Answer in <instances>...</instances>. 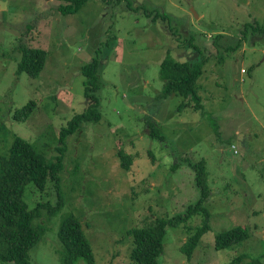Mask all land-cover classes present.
Instances as JSON below:
<instances>
[{
    "label": "rangeland",
    "instance_id": "374dc122",
    "mask_svg": "<svg viewBox=\"0 0 264 264\" xmlns=\"http://www.w3.org/2000/svg\"><path fill=\"white\" fill-rule=\"evenodd\" d=\"M0 1L1 154L18 135L55 159L61 128L87 105L82 67L98 60L99 119L68 138L61 195L52 179L25 188L29 209L46 202L33 221L46 230L30 264H63L58 230L67 213L80 220L96 264H132L128 230L186 213L201 195L188 163L202 160L209 228L189 254L182 247L202 213L167 226L158 264H228L241 255L240 264H264V31L252 27L264 24V0H87L70 13L61 7L74 0ZM25 48L47 53L34 78L17 71ZM168 57L205 60L202 109L180 94L161 95ZM28 101V117L14 119ZM120 150L133 156L127 170ZM236 225L248 239L216 250L215 235Z\"/></svg>",
    "mask_w": 264,
    "mask_h": 264
},
{
    "label": "trees",
    "instance_id": "16d2710c",
    "mask_svg": "<svg viewBox=\"0 0 264 264\" xmlns=\"http://www.w3.org/2000/svg\"><path fill=\"white\" fill-rule=\"evenodd\" d=\"M87 0H74V4H66L61 7L64 13L76 11ZM250 26L245 25L243 34L247 35ZM253 30L264 31V24L255 26ZM222 35L219 33L215 39ZM245 39V38H244ZM191 44H193L191 42ZM199 51L200 48L193 44ZM47 53L41 48H25L22 58L18 64L17 71L25 72L34 78L44 69ZM205 60L201 62L177 61L172 58L164 59L159 68V75L163 81L162 96L173 93L180 94L192 102L196 110L203 108L198 91V80L203 74ZM98 60L82 67V73L86 77L84 81V92L87 105L81 113L75 114L59 133L61 146L57 148L59 155L55 159H48L45 155L38 153L29 141L21 136H14L8 155L0 153V263L30 264L29 252L41 240L46 228L42 224L33 221L38 216L39 210L46 206V202H37L29 209L23 199L24 191L29 183L39 189H44L48 179L55 180L60 190L59 174L63 169V158L67 151L68 138L80 129L83 122H94L99 119L97 107L99 105L95 91L99 85L96 83V69ZM94 81V82H93ZM93 84V86H91ZM33 102L28 101L12 114L16 120H24L32 111ZM185 106V102L181 107ZM151 135H157L155 124L152 122ZM120 167L129 169L133 156L118 152ZM196 172V183L201 195L195 204H191L187 212L179 214L175 218H153V223L147 227L130 228L128 235L131 236V248L129 261L132 264H158V258L163 252V240L167 226H178L187 221L192 214L202 213L204 219L202 225L192 232L189 240L182 247L183 252L191 254L198 245L201 236L209 228V212L204 203L207 201L210 190L207 184L206 162L204 160L195 164L188 163ZM62 197V196H61ZM56 206H54L55 208ZM63 207V200L59 202L58 209ZM50 212L56 214L58 209ZM58 236L62 243L61 261L63 264H96L95 258L88 239L82 229L77 215L67 213L63 216L58 230ZM249 233L246 227L236 225L230 229L218 232L214 238L216 250H222L241 243L248 239ZM245 259L244 255L235 258L228 264H240ZM251 264H261L260 259L252 261Z\"/></svg>",
    "mask_w": 264,
    "mask_h": 264
},
{
    "label": "water",
    "instance_id": "95a60500",
    "mask_svg": "<svg viewBox=\"0 0 264 264\" xmlns=\"http://www.w3.org/2000/svg\"><path fill=\"white\" fill-rule=\"evenodd\" d=\"M0 4H2L3 6H5V3L1 2V1H0ZM194 12H195V11H194ZM195 13H196V12H195ZM197 16H198V15H197Z\"/></svg>",
    "mask_w": 264,
    "mask_h": 264
}]
</instances>
